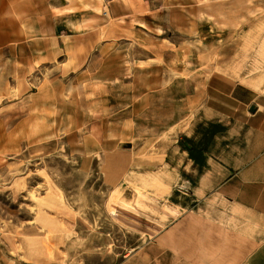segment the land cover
<instances>
[{"label":"crops","instance_id":"1","mask_svg":"<svg viewBox=\"0 0 264 264\" xmlns=\"http://www.w3.org/2000/svg\"><path fill=\"white\" fill-rule=\"evenodd\" d=\"M100 3L0 0V70L67 57L70 74L85 68L92 83L99 75L109 88H135L132 105L103 117L118 118L121 133L104 154L112 174L138 168L131 180L162 215L149 227L133 223L142 243L120 264H264V92L211 64L169 62L179 50L165 16L144 2L112 0L108 14ZM127 44L144 57L128 60ZM130 119L141 144L133 152ZM12 233L6 225L0 234V264L21 262Z\"/></svg>","mask_w":264,"mask_h":264},{"label":"rangeland","instance_id":"2","mask_svg":"<svg viewBox=\"0 0 264 264\" xmlns=\"http://www.w3.org/2000/svg\"><path fill=\"white\" fill-rule=\"evenodd\" d=\"M91 1L109 13L112 0ZM140 1L165 16L166 39L179 50L169 62L211 64L264 92V0ZM126 48L128 60L145 55ZM66 60L0 70V234L13 227L16 264H120L142 243L133 223L149 227L162 215L131 180L138 168L112 174L104 154L121 133L118 118L103 117L137 92L102 85L99 75L92 83L85 68L70 74ZM125 126L133 152L141 145L134 121Z\"/></svg>","mask_w":264,"mask_h":264}]
</instances>
